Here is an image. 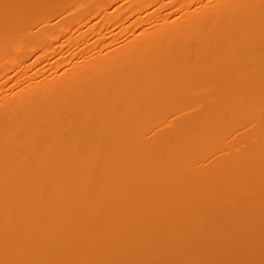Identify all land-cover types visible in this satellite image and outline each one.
Listing matches in <instances>:
<instances>
[{"label": "bare ground", "instance_id": "1", "mask_svg": "<svg viewBox=\"0 0 264 264\" xmlns=\"http://www.w3.org/2000/svg\"><path fill=\"white\" fill-rule=\"evenodd\" d=\"M0 264H264V0H0Z\"/></svg>", "mask_w": 264, "mask_h": 264}, {"label": "snow or ice", "instance_id": "2", "mask_svg": "<svg viewBox=\"0 0 264 264\" xmlns=\"http://www.w3.org/2000/svg\"><path fill=\"white\" fill-rule=\"evenodd\" d=\"M4 7H5V9H8V8L15 7V6L5 4Z\"/></svg>", "mask_w": 264, "mask_h": 264}]
</instances>
